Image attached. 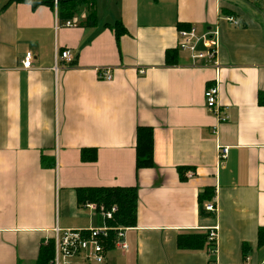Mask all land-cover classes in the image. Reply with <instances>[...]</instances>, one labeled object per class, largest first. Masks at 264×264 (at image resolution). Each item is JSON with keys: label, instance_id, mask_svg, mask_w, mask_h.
Returning <instances> with one entry per match:
<instances>
[{"label": "crops", "instance_id": "crops-1", "mask_svg": "<svg viewBox=\"0 0 264 264\" xmlns=\"http://www.w3.org/2000/svg\"><path fill=\"white\" fill-rule=\"evenodd\" d=\"M71 20L44 2L0 0V264H34L56 226L100 225L76 198L92 186L137 188L127 247L107 249L104 264H264V0H94ZM182 24L217 29L218 70L177 48ZM215 82L225 121L204 104ZM138 126L152 128L154 166L137 170ZM83 148L96 158L82 160ZM208 186L216 216L198 213ZM214 224L215 252L177 247L179 234Z\"/></svg>", "mask_w": 264, "mask_h": 264}, {"label": "built area", "instance_id": "built-area-1", "mask_svg": "<svg viewBox=\"0 0 264 264\" xmlns=\"http://www.w3.org/2000/svg\"><path fill=\"white\" fill-rule=\"evenodd\" d=\"M54 1L56 6L57 0ZM225 19L237 25L238 21L233 16H226ZM57 25V24H56ZM66 27L76 25V22L65 20L62 24ZM217 29L206 30L202 33L198 32L193 25L188 28L178 29L177 48L180 51L186 52L192 62V65L206 66L211 65L215 70L219 69V64L216 58L218 44ZM57 57V56H56ZM55 57V58H56ZM59 57L70 61L72 59L71 52L67 49L60 52ZM32 62V53L26 52L21 63L24 68H30ZM143 70L140 69V73ZM98 78L110 80L111 74L107 68L97 70ZM204 104L206 109L212 111L219 121H225L227 115L221 113L220 104L218 102V85L215 82L209 85L204 90ZM228 152V146L218 145L217 159L222 162ZM85 206L94 211L101 219L102 223L95 227L87 229H61L53 228V234L50 239L53 240V257L52 264H104L105 252L108 249L107 245L111 242L112 247L124 250L127 245L125 242V227L108 226L105 221L110 219L115 211V206L105 209L103 206H97L96 203L87 202ZM206 211L212 216H216L217 206L215 200H210L204 203ZM207 240L210 245V251L215 252L216 236L218 225L214 224L206 229ZM49 238H45L42 243H47ZM207 264H218L217 262H208Z\"/></svg>", "mask_w": 264, "mask_h": 264}, {"label": "trees", "instance_id": "trees-1", "mask_svg": "<svg viewBox=\"0 0 264 264\" xmlns=\"http://www.w3.org/2000/svg\"><path fill=\"white\" fill-rule=\"evenodd\" d=\"M21 1V0H18ZM31 1L33 5L44 2L53 7V0H24ZM94 5V0H57V16L60 21L70 20L73 16L86 8ZM96 22L95 14L89 9L85 24L94 25ZM116 39L123 32L122 25L116 23L114 26ZM179 29L188 28L187 25H179ZM177 49L166 51V63L172 64L175 61ZM96 158L93 148L81 149V159L93 161ZM154 166L153 160V132L152 128L147 126H138L135 134V168H149ZM187 167H177L180 179H185L184 173ZM214 188L205 187L198 193V213L201 216H210V212L204 208V203L213 199ZM76 198L79 205L87 202L96 203L97 206H103L105 209L115 206V211L110 219L105 223L108 226L131 227L136 223L137 214V188L134 186H92L79 187L76 189ZM207 231L205 232H186L177 237V247L179 249H200L209 245L207 241ZM258 245H264V228L258 232ZM111 242L107 248H111ZM53 240L49 238L47 243H41L38 249V255L34 264H52Z\"/></svg>", "mask_w": 264, "mask_h": 264}]
</instances>
